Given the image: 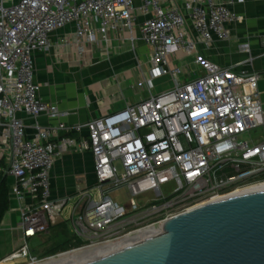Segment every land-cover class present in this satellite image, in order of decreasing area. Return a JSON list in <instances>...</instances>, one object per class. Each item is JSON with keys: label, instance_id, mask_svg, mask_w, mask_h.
Returning a JSON list of instances; mask_svg holds the SVG:
<instances>
[{"label": "built area", "instance_id": "1", "mask_svg": "<svg viewBox=\"0 0 264 264\" xmlns=\"http://www.w3.org/2000/svg\"><path fill=\"white\" fill-rule=\"evenodd\" d=\"M241 2L0 0V173L17 180L13 196L24 232L20 248L0 264H35L112 243L264 184L261 74L198 56L202 74L182 83L180 67L169 59L175 47L192 54L199 41H229V24L244 20L232 7ZM137 14L144 16L141 34L151 47L147 88L164 75L175 86L92 121L67 123L70 113L39 95L34 54L49 50L51 35L74 24L80 54L87 45H102L109 57L112 34L123 40ZM240 51L248 57L242 63L252 64L250 42ZM21 113L34 119L32 133ZM43 116L50 122H41ZM85 131L86 137L71 136ZM68 151L92 153L96 182L54 199L50 175L55 159ZM120 189L131 195L129 205L113 198ZM67 207L79 245L38 259L31 239L44 236Z\"/></svg>", "mask_w": 264, "mask_h": 264}, {"label": "crops", "instance_id": "2", "mask_svg": "<svg viewBox=\"0 0 264 264\" xmlns=\"http://www.w3.org/2000/svg\"><path fill=\"white\" fill-rule=\"evenodd\" d=\"M229 1V0H221ZM244 16L241 23H230L232 37L229 41L213 40L206 45L199 41L197 50L186 54L175 47L170 55L171 66L180 67L182 83L197 79L202 74V66L197 57L212 59L222 66H232L236 70L254 71L261 74V90L264 106V0H244L232 6ZM144 16L137 14L133 21V30L123 33V40L112 34L114 49L109 57L103 46L87 45L84 53L77 48L74 24H68L51 35L49 50L34 54V79L39 86V95L44 100L56 104L61 110L68 111L69 124L85 123L94 118L121 111L129 103H137L172 89L175 83L171 75H164L153 80L149 90L146 80L149 77L151 47L142 38L141 23ZM191 36L196 39L195 31L190 27ZM243 42H250L252 64L242 63L247 54L240 51ZM242 63V65L240 64ZM20 117L30 133L34 119L26 113ZM41 122L49 123L46 116ZM71 134L74 138L87 136ZM66 135V133H63ZM2 165V163H1ZM95 161L90 151H68L55 159L51 172V192L54 199L74 195L79 189L94 185ZM5 174V173H4ZM9 192V209L0 226V261L20 248L24 241V232L18 227L21 220L19 202L13 196L17 180L11 174H5ZM70 207H67L56 223L41 237L43 245L33 254H46L69 239L74 242V229Z\"/></svg>", "mask_w": 264, "mask_h": 264}, {"label": "water", "instance_id": "3", "mask_svg": "<svg viewBox=\"0 0 264 264\" xmlns=\"http://www.w3.org/2000/svg\"><path fill=\"white\" fill-rule=\"evenodd\" d=\"M39 236L30 241L41 247ZM80 264H264V188L180 215Z\"/></svg>", "mask_w": 264, "mask_h": 264}, {"label": "bare ground", "instance_id": "4", "mask_svg": "<svg viewBox=\"0 0 264 264\" xmlns=\"http://www.w3.org/2000/svg\"><path fill=\"white\" fill-rule=\"evenodd\" d=\"M262 188H264V184L236 193L235 196L246 194V192L262 190ZM219 200H214L210 203L196 205V207L191 208L187 213L194 212L201 207L212 205V203L217 202ZM165 224L166 223H164L163 225L148 227L145 230H142L134 235H130L129 237L113 241L112 243L100 244V245H96V247L79 249V251H73L67 254H63L62 256L59 257L50 258L45 262H40L35 264H80L82 261H88L92 257H95L97 254H101L104 253L105 251H109L113 249H120L127 241H131V242L141 241L142 237L145 236L146 233L148 232H163Z\"/></svg>", "mask_w": 264, "mask_h": 264}, {"label": "trees", "instance_id": "5", "mask_svg": "<svg viewBox=\"0 0 264 264\" xmlns=\"http://www.w3.org/2000/svg\"><path fill=\"white\" fill-rule=\"evenodd\" d=\"M2 165L6 167V164L4 162L2 163ZM9 199L10 197L8 192L6 176L4 173H0V226L6 215V212L9 209ZM78 245L79 242L74 243L72 239H69L65 242H62V244L58 245L53 250H51L50 254L54 255L59 252H62L63 250H67L73 246H78Z\"/></svg>", "mask_w": 264, "mask_h": 264}, {"label": "rangeland", "instance_id": "6", "mask_svg": "<svg viewBox=\"0 0 264 264\" xmlns=\"http://www.w3.org/2000/svg\"><path fill=\"white\" fill-rule=\"evenodd\" d=\"M118 165L120 167V170L122 171V167H121L120 163H118ZM111 194L115 200H117L123 204L129 205V202L131 201V195L128 193L127 189H120V190L112 192ZM49 255H51V254H49V253H46L44 255L38 254V253L35 254V256H37L38 259H44Z\"/></svg>", "mask_w": 264, "mask_h": 264}]
</instances>
